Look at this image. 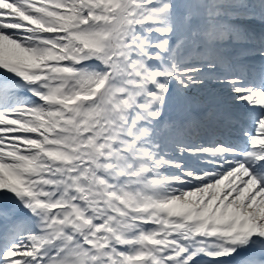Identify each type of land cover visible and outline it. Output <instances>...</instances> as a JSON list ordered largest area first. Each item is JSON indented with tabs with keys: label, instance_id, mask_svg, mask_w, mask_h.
Returning <instances> with one entry per match:
<instances>
[{
	"label": "snow or ice",
	"instance_id": "1",
	"mask_svg": "<svg viewBox=\"0 0 264 264\" xmlns=\"http://www.w3.org/2000/svg\"><path fill=\"white\" fill-rule=\"evenodd\" d=\"M0 264H264V0H0Z\"/></svg>",
	"mask_w": 264,
	"mask_h": 264
}]
</instances>
